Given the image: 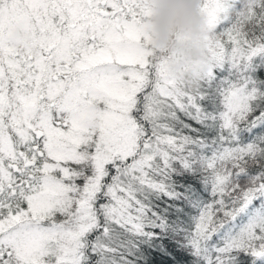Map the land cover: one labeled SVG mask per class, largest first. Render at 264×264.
Here are the masks:
<instances>
[{"label": "snow or ice", "instance_id": "obj_1", "mask_svg": "<svg viewBox=\"0 0 264 264\" xmlns=\"http://www.w3.org/2000/svg\"><path fill=\"white\" fill-rule=\"evenodd\" d=\"M200 11L177 80L143 0H0V264H264V0Z\"/></svg>", "mask_w": 264, "mask_h": 264}, {"label": "clouds", "instance_id": "obj_2", "mask_svg": "<svg viewBox=\"0 0 264 264\" xmlns=\"http://www.w3.org/2000/svg\"><path fill=\"white\" fill-rule=\"evenodd\" d=\"M148 9L142 25L148 46L177 80H194L204 71L206 17L201 0H143ZM17 35H22L17 32Z\"/></svg>", "mask_w": 264, "mask_h": 264}]
</instances>
